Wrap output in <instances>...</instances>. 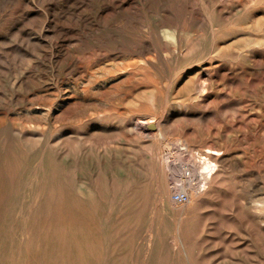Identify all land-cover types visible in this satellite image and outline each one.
Returning <instances> with one entry per match:
<instances>
[{
    "label": "rangeland",
    "instance_id": "rangeland-1",
    "mask_svg": "<svg viewBox=\"0 0 264 264\" xmlns=\"http://www.w3.org/2000/svg\"><path fill=\"white\" fill-rule=\"evenodd\" d=\"M0 264H264V0H0Z\"/></svg>",
    "mask_w": 264,
    "mask_h": 264
},
{
    "label": "built area",
    "instance_id": "built-area-1",
    "mask_svg": "<svg viewBox=\"0 0 264 264\" xmlns=\"http://www.w3.org/2000/svg\"><path fill=\"white\" fill-rule=\"evenodd\" d=\"M164 156L175 202L188 203L194 194L206 189L216 165L207 150L193 149L180 141L168 147Z\"/></svg>",
    "mask_w": 264,
    "mask_h": 264
},
{
    "label": "bare ground",
    "instance_id": "bare-ground-1",
    "mask_svg": "<svg viewBox=\"0 0 264 264\" xmlns=\"http://www.w3.org/2000/svg\"><path fill=\"white\" fill-rule=\"evenodd\" d=\"M140 122H141V123H145V122H144V121H142V120H140ZM193 196H194V195H193ZM192 199H193V197H192ZM192 199H191V200H192ZM191 200H190V201H191Z\"/></svg>",
    "mask_w": 264,
    "mask_h": 264
},
{
    "label": "water",
    "instance_id": "water-1",
    "mask_svg": "<svg viewBox=\"0 0 264 264\" xmlns=\"http://www.w3.org/2000/svg\"><path fill=\"white\" fill-rule=\"evenodd\" d=\"M154 127V125H151V128Z\"/></svg>",
    "mask_w": 264,
    "mask_h": 264
}]
</instances>
